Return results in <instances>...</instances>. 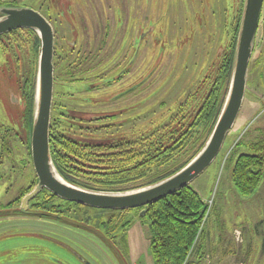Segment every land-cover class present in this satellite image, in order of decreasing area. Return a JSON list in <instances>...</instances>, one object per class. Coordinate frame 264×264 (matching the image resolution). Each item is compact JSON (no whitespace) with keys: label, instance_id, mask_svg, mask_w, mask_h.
<instances>
[{"label":"rangeland","instance_id":"obj_1","mask_svg":"<svg viewBox=\"0 0 264 264\" xmlns=\"http://www.w3.org/2000/svg\"><path fill=\"white\" fill-rule=\"evenodd\" d=\"M2 1L33 7L54 24L55 42L63 50L58 51L61 68L64 52L70 48L67 39L76 37V50L84 44L87 52L92 48L94 58L99 49H95L96 39L102 38L93 61L101 58L102 66L92 71L103 75L99 94L106 96L137 84L133 92L89 108L83 98L98 88L76 93L83 104L77 107L104 112L119 109L113 122L124 121V125L90 129L68 126L61 119L59 125L50 127L56 135L66 132L83 143L130 141L127 148L136 147L137 153L148 149L150 140L177 138L182 144L177 154L161 166L155 163L146 170L148 175L135 177V183L149 180L158 168L185 160L207 136L208 126L201 120L198 123L195 114L232 48L244 0ZM131 58L133 66L128 70ZM35 65L30 32L19 29L0 37V122L6 124L0 126V264H152L149 221L142 209L107 212L74 207L77 225L49 224L16 212L22 193L35 185L36 174L29 154V122L22 106H6L4 98L10 93L19 96ZM57 83V102L65 104L64 82ZM132 103L134 108H129ZM262 141L264 2L240 111L216 158L190 182L208 210L204 235L197 239L189 264H264V176L247 196L237 191L232 180L237 157L253 153V146ZM42 203L49 207L56 201ZM64 211L70 215L67 207ZM108 220H112L109 227L99 226ZM126 220L131 223L124 243L119 225Z\"/></svg>","mask_w":264,"mask_h":264},{"label":"trees","instance_id":"obj_2","mask_svg":"<svg viewBox=\"0 0 264 264\" xmlns=\"http://www.w3.org/2000/svg\"><path fill=\"white\" fill-rule=\"evenodd\" d=\"M5 3L0 0V5ZM238 27L239 22L234 33L232 48L224 58L218 77L214 80L210 91L195 114L198 123L203 121L205 126H208L207 136L188 158L174 163L172 166L158 168L149 180L135 183V177H140L141 174L143 177L148 175L146 170L155 166V163L161 166L162 162L167 163L173 155H176L182 147L180 141L177 143L178 139L172 136L150 140L147 145L148 149L137 153L136 147L127 148L131 144L130 141L124 143L119 141L118 144L83 143L73 139L72 135L68 136L66 132H58L56 135L53 133V128H51L49 131L50 152L59 175L67 182L88 190L123 192L154 184L186 165L205 144L222 109L232 73ZM21 29L30 32L32 52L34 57L37 56L40 48L38 34L32 29ZM36 68L35 66L29 80H25L22 87L29 108L28 128L32 123L33 116ZM182 117H184V114H182ZM253 148V153H242L237 157L232 170L233 183L237 191L245 196L252 194L264 176V141L256 143ZM81 172L86 176L79 177L77 173ZM49 199L56 201V203L47 207L42 202L47 203ZM32 203H37L35 206H38L36 208L38 211L24 214H33L41 218L50 216L54 212L56 213L55 218L72 224H76L75 220H77L72 216L75 213L74 207L107 212L120 211L93 208L67 201L52 195L45 189L40 191ZM66 207L67 213L70 215L65 214L64 208ZM143 208H145L143 215L149 221L152 264H189L188 259L195 248L197 239L204 235L205 215L208 210L207 203L189 184L156 202L136 209ZM17 212L21 213L19 210ZM87 219L91 218L88 217ZM87 219L86 221H88ZM111 221L100 222L101 225L99 226L107 228ZM130 223L129 220H126L119 225L121 239L124 243L127 241L124 233Z\"/></svg>","mask_w":264,"mask_h":264},{"label":"water","instance_id":"obj_3","mask_svg":"<svg viewBox=\"0 0 264 264\" xmlns=\"http://www.w3.org/2000/svg\"><path fill=\"white\" fill-rule=\"evenodd\" d=\"M264 0H244L236 37L232 73L228 91L216 123L203 147L181 169L147 186L123 192L88 190L64 180L57 172L49 145L50 111L53 91V43L50 22L38 10L26 5H0V35L14 29L34 30L40 38L39 60L34 92L32 123L29 127V149L35 188L22 199L23 210L41 188L57 197L85 206L124 210L144 207L174 193L202 173L216 158L242 106L248 67L255 45ZM145 213V208L141 214Z\"/></svg>","mask_w":264,"mask_h":264},{"label":"flooded vegetation","instance_id":"obj_4","mask_svg":"<svg viewBox=\"0 0 264 264\" xmlns=\"http://www.w3.org/2000/svg\"><path fill=\"white\" fill-rule=\"evenodd\" d=\"M61 2H60V4H61ZM50 24H51V27L53 30V36H54L53 58H52L53 91H52V101H51V111H50V127L59 125L61 119H64V121L67 122L68 126H85L86 128H90V129L91 128L99 129V128H102L103 126H122V125H124L125 124L124 121L119 122V123L113 122V120L117 116V113H121V110H119V109L115 110V111L104 112L103 110H100V111L92 110V109H91V111L83 110V109H80L79 107H77V106H83V104L80 103L79 96L76 97V93H79L78 91H86L87 92L88 91L87 88H91V89L92 88H98L99 86L103 85L102 72L100 70L98 72L96 71L95 73L92 72L94 69L96 70V68H98V66H102L101 58H99L98 60H96L94 62L95 66L93 64L94 58L97 59L98 54H99L98 52L102 48V46H101L102 38L96 39L95 49L96 50L98 48L99 49L96 52L94 58L92 55V48L87 52L88 47L86 46V44H84L81 48H78L76 50L77 42H76V37H74L75 35L73 36L74 38H72L71 40L67 39L66 44L70 48L66 52H64L65 53V55H64L65 61H64L63 67L61 68L60 64L62 63V60H61V56H58L59 55L58 51L63 52V50H62V48L59 47L58 43L55 42L56 36H55L54 24L53 23H50ZM12 31H9V32H12ZM9 32H7V33H9ZM7 33H4V34H7ZM4 34H1L0 37H2ZM72 50L76 51L75 55L72 54ZM38 60H39V52H38V55L35 56V62H36L35 66L36 67H38ZM133 60H134V58L133 59L131 58L128 61V63H127V69L128 70H130V68L133 66ZM58 71H59V74H58ZM36 75H37V68H36ZM116 77L120 78V74H118ZM117 78H115V79H117ZM59 80L64 82V87L66 88L64 90V92L66 93L65 95L68 99H67V102H65V104L62 102H60V103L57 102V98H58V96H60V94H58L59 93L58 90H56L57 84H58L57 82ZM80 84H81V86H79ZM136 85L137 84L135 82H133L131 85H127L125 87H122V88L116 90L115 92L108 94L106 96H104L103 94H99V92H101V90H102V89H100L101 88L100 87V88L96 89L97 93L90 94L89 96L86 95V97L83 98V102L85 103L84 105H85V107L89 108L91 106L103 104L104 102H111V101L117 100V99L123 97L124 95L129 94L130 92H133L134 91L133 89H135ZM61 93H63V92L61 91ZM7 98H8V100H7ZM7 98H4L5 105L6 106L11 105L12 106V105L16 104L17 107L22 106V114H25L26 119H27L29 108H28V104H27L28 102H27L26 96L23 93V89L21 88L19 90V96L15 97L14 94L10 93V95ZM128 107L134 108V104L132 103ZM78 108H79V110H77ZM120 109H124V108H120ZM54 112H56L57 116L56 115L54 116V114H53ZM51 121L53 122L52 124H51ZM130 121H131V118L129 116V117H127L126 122L129 124ZM3 125L6 126L5 123L0 122V126H3ZM50 130H51V128H49V131ZM28 131H29V128H28ZM28 137H29V135H28ZM29 154H30V152H29ZM36 182H37V177H36L35 185H36ZM35 185L32 188H29L26 192H24L23 195H21V197L19 199L18 208H15V209L19 210L22 214L27 213V212L29 213V212L38 211V210H36V208L38 206H35L37 203L33 204L32 202L38 196L40 191L43 189L47 190L46 188H41L30 200L27 201V203H26L27 207L25 210H23L21 208V206H22L21 202H22L23 197L26 194H28L29 192H31L35 188ZM47 191L50 192L49 190H47ZM51 194L54 195L53 193H51ZM54 196H56V195H54ZM51 199H52V197H51ZM15 209H12V210H15ZM4 210H7V209H4ZM55 214L56 213L53 212L52 215H50V216L41 217V218L35 216V218L37 220L48 222L49 224L57 223V222H62L61 224H63V225H65L64 224L65 222L67 224H71L68 221L59 220L58 218H55ZM31 215H33V214H31ZM75 225H77V224H75ZM87 264H90V263H87Z\"/></svg>","mask_w":264,"mask_h":264}]
</instances>
